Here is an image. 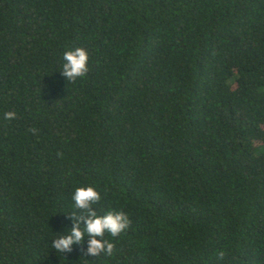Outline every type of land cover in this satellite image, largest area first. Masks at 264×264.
Returning <instances> with one entry per match:
<instances>
[{"label": "trees", "instance_id": "1", "mask_svg": "<svg viewBox=\"0 0 264 264\" xmlns=\"http://www.w3.org/2000/svg\"><path fill=\"white\" fill-rule=\"evenodd\" d=\"M87 186L111 255L52 248ZM0 264H264V0H0Z\"/></svg>", "mask_w": 264, "mask_h": 264}, {"label": "clouds", "instance_id": "2", "mask_svg": "<svg viewBox=\"0 0 264 264\" xmlns=\"http://www.w3.org/2000/svg\"><path fill=\"white\" fill-rule=\"evenodd\" d=\"M89 54L85 48L77 47L64 53V61L61 74L67 81H75L88 72ZM15 113L6 112V119H13ZM34 131V130H33ZM76 209L79 214H69L73 225L67 229V233L59 235L52 242V248L61 253L72 251L73 244H82L87 235L85 255L99 256L101 253L111 255L114 244L105 239V233L116 237L127 229L131 223L128 215L123 211H108L104 215H98L93 205L101 199L100 193L93 187H79L73 195ZM219 258H224V253H219Z\"/></svg>", "mask_w": 264, "mask_h": 264}]
</instances>
